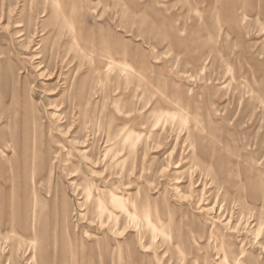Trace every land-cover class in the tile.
I'll use <instances>...</instances> for the list:
<instances>
[{"label": "rangeland", "instance_id": "obj_1", "mask_svg": "<svg viewBox=\"0 0 264 264\" xmlns=\"http://www.w3.org/2000/svg\"><path fill=\"white\" fill-rule=\"evenodd\" d=\"M0 264H264V0H0Z\"/></svg>", "mask_w": 264, "mask_h": 264}, {"label": "bare ground", "instance_id": "obj_2", "mask_svg": "<svg viewBox=\"0 0 264 264\" xmlns=\"http://www.w3.org/2000/svg\"><path fill=\"white\" fill-rule=\"evenodd\" d=\"M119 146V144H117L116 146H115V148H117ZM122 196V195H121ZM111 201H112V203H113V205L115 206V207H118V208H120L121 209V212L124 214V215H127V217H128V219L130 220V221H134L135 220V216H136V212H135V210H130L129 208H128V205L127 204H129V203H127V201H125V198H123V197H120V196H118V195H116V194H112V197H111ZM131 202V201H130ZM132 204V203H131ZM134 204V203H133ZM113 207V206H112ZM115 213V212H114ZM113 215V214H112ZM147 221L148 222H150V219H149V217H147Z\"/></svg>", "mask_w": 264, "mask_h": 264}]
</instances>
